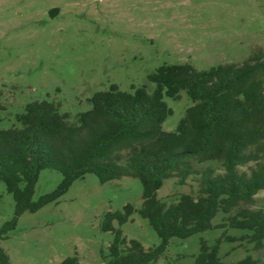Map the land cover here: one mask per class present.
I'll list each match as a JSON object with an SVG mask.
<instances>
[{
  "label": "rangeland",
  "instance_id": "rangeland-1",
  "mask_svg": "<svg viewBox=\"0 0 264 264\" xmlns=\"http://www.w3.org/2000/svg\"><path fill=\"white\" fill-rule=\"evenodd\" d=\"M258 48H264V0H0V130L19 127L17 116L26 105L42 100L59 104L68 122L78 124L80 115L91 109L90 98L113 85L132 93L145 86L152 93L155 85L148 77L163 65L208 70L243 63ZM164 101L172 115L162 128L175 131L194 102L185 92L180 100ZM193 166L222 172L215 162L194 161ZM62 179L56 170L41 171L33 200L53 192ZM142 193L135 178L101 183L87 174L56 202L23 213L0 246L11 264H61L70 256L82 264H105L114 235L102 229L104 214L122 211L127 204L140 209ZM184 193L197 196L196 177L185 184L165 180L158 197L170 205ZM240 208L264 210V191L252 205ZM14 212L15 201L0 182V229ZM227 217L218 214L214 225L226 223ZM121 229L128 240L146 248L160 243L137 214ZM249 234L224 227L173 238L155 264H193L200 239L212 246L219 237L222 264L248 258L261 264L264 246L256 249L243 239Z\"/></svg>",
  "mask_w": 264,
  "mask_h": 264
},
{
  "label": "trees",
  "instance_id": "trees-1",
  "mask_svg": "<svg viewBox=\"0 0 264 264\" xmlns=\"http://www.w3.org/2000/svg\"><path fill=\"white\" fill-rule=\"evenodd\" d=\"M148 80L155 85L152 93L145 86L132 93L116 85L95 93L78 124L68 122L59 104L42 100L26 105L17 116L19 127L0 130V182L15 201L13 217L0 229V244L23 213L56 202L76 180L94 174L101 183L132 177L143 187L140 209L127 204L103 216V231L114 235L105 264H155L171 239L224 227L248 231L243 239L256 249L264 246V210L240 208L252 205L264 191V48L243 63L208 70L163 65ZM182 92L194 105L175 131L166 132L162 126L172 110L164 98L180 100ZM194 161L219 163L222 172L213 167L197 171ZM45 169L60 172L63 179L53 192L34 201ZM190 177L197 179V196L184 193L170 205L159 199L165 180L185 184ZM220 213L228 217L216 226L213 221ZM136 214L157 233L158 245L146 248L123 234L121 226ZM222 242L219 237L211 246L201 238L193 264H222ZM258 263L251 258L241 262ZM0 264H11L1 246ZM61 264L82 263L70 256Z\"/></svg>",
  "mask_w": 264,
  "mask_h": 264
},
{
  "label": "water",
  "instance_id": "water-1",
  "mask_svg": "<svg viewBox=\"0 0 264 264\" xmlns=\"http://www.w3.org/2000/svg\"><path fill=\"white\" fill-rule=\"evenodd\" d=\"M54 13V12H53ZM51 15H53V14H51Z\"/></svg>",
  "mask_w": 264,
  "mask_h": 264
}]
</instances>
